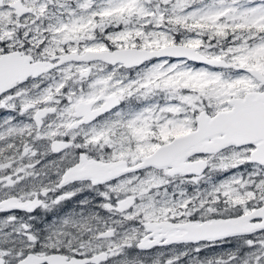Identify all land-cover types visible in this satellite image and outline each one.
Returning <instances> with one entry per match:
<instances>
[{
	"label": "snow or ice",
	"instance_id": "snow-or-ice-1",
	"mask_svg": "<svg viewBox=\"0 0 264 264\" xmlns=\"http://www.w3.org/2000/svg\"><path fill=\"white\" fill-rule=\"evenodd\" d=\"M0 264H264V0H0Z\"/></svg>",
	"mask_w": 264,
	"mask_h": 264
}]
</instances>
